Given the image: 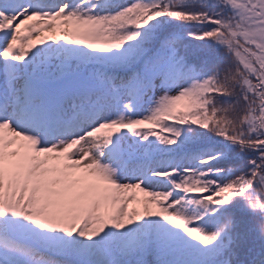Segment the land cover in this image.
<instances>
[{
	"label": "snow or ice",
	"instance_id": "1",
	"mask_svg": "<svg viewBox=\"0 0 264 264\" xmlns=\"http://www.w3.org/2000/svg\"><path fill=\"white\" fill-rule=\"evenodd\" d=\"M0 264H264V0H0Z\"/></svg>",
	"mask_w": 264,
	"mask_h": 264
},
{
	"label": "trees",
	"instance_id": "2",
	"mask_svg": "<svg viewBox=\"0 0 264 264\" xmlns=\"http://www.w3.org/2000/svg\"><path fill=\"white\" fill-rule=\"evenodd\" d=\"M121 2H130V0H121ZM235 218L237 222L236 232L239 233L240 240L239 247L236 249L237 256L234 259L250 261L258 258L262 249V242L254 231L258 218L241 211L236 212Z\"/></svg>",
	"mask_w": 264,
	"mask_h": 264
},
{
	"label": "rangeland",
	"instance_id": "3",
	"mask_svg": "<svg viewBox=\"0 0 264 264\" xmlns=\"http://www.w3.org/2000/svg\"><path fill=\"white\" fill-rule=\"evenodd\" d=\"M41 47H43V46H41ZM157 94H159V93H157Z\"/></svg>",
	"mask_w": 264,
	"mask_h": 264
}]
</instances>
